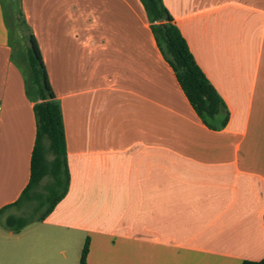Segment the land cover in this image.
I'll return each instance as SVG.
<instances>
[{
	"label": "crops",
	"instance_id": "obj_1",
	"mask_svg": "<svg viewBox=\"0 0 264 264\" xmlns=\"http://www.w3.org/2000/svg\"><path fill=\"white\" fill-rule=\"evenodd\" d=\"M19 3L60 104L70 181L43 221L18 233L0 222V264H66L63 247L85 240V264L263 259L264 0H162L229 112L218 132L139 0ZM11 54L0 2V210L28 184L36 132Z\"/></svg>",
	"mask_w": 264,
	"mask_h": 264
},
{
	"label": "trees",
	"instance_id": "obj_2",
	"mask_svg": "<svg viewBox=\"0 0 264 264\" xmlns=\"http://www.w3.org/2000/svg\"><path fill=\"white\" fill-rule=\"evenodd\" d=\"M5 1L0 0L12 49L11 59L22 74L25 96L33 103L36 124L28 184L13 204L0 210L1 225L18 233L29 224L43 221L54 210L68 192L70 177L61 108L49 84L36 39L24 20L19 1L13 24ZM139 1L157 48L196 116L208 130L222 131L227 126L229 112L197 66L162 0ZM13 208L19 210V214L4 216ZM87 253L88 240H85L79 264H85ZM241 264H264V258Z\"/></svg>",
	"mask_w": 264,
	"mask_h": 264
},
{
	"label": "rangeland",
	"instance_id": "obj_3",
	"mask_svg": "<svg viewBox=\"0 0 264 264\" xmlns=\"http://www.w3.org/2000/svg\"><path fill=\"white\" fill-rule=\"evenodd\" d=\"M18 1L19 0H6L5 1L7 7L10 9V11L13 15V18L11 19L12 24L14 22L13 21L14 18L17 16ZM19 36H21V34H19ZM19 212H20L19 210L13 208V209L8 210V212L6 214H19ZM80 241H82V240H80ZM82 246H83L82 242H80V243L75 242L68 247L67 246L63 247V250H65V253L68 257L66 264H77L78 263V260L80 258V252L82 250Z\"/></svg>",
	"mask_w": 264,
	"mask_h": 264
}]
</instances>
